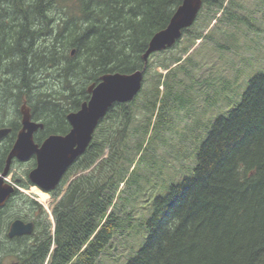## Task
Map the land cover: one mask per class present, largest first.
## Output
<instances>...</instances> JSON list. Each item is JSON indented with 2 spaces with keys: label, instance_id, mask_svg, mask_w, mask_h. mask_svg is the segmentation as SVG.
I'll return each mask as SVG.
<instances>
[{
  "label": "trees",
  "instance_id": "trees-1",
  "mask_svg": "<svg viewBox=\"0 0 264 264\" xmlns=\"http://www.w3.org/2000/svg\"><path fill=\"white\" fill-rule=\"evenodd\" d=\"M181 2L0 0V128L15 131L25 103L32 119L44 124L36 141L66 134V115L88 100L87 86L107 73L140 70L149 40L167 26ZM223 3L203 0L198 16L203 6H212L229 21L233 14ZM193 25L182 36L192 38V44L208 39L209 33H194ZM189 57H174V67L164 64L167 72L156 73L148 93L141 89L130 103H116L107 111L64 176L80 174L69 180L52 209V232L42 208L26 199L32 212H41V226L30 236L9 239L10 223L21 216L10 214V201L0 209V264L8 259L9 264H98L125 226L116 214L123 191H116L134 161L130 137L140 131L145 135L155 113L160 128L174 92L173 75ZM141 95L146 96L141 106L147 121L134 126L133 107ZM163 139L158 134L157 141ZM13 140L12 132L0 141V172ZM141 148L142 140L133 146L135 154ZM145 231L142 246L126 264H264V73L252 77L240 103L214 121L190 177L154 200Z\"/></svg>",
  "mask_w": 264,
  "mask_h": 264
},
{
  "label": "rangeland",
  "instance_id": "rangeland-1",
  "mask_svg": "<svg viewBox=\"0 0 264 264\" xmlns=\"http://www.w3.org/2000/svg\"><path fill=\"white\" fill-rule=\"evenodd\" d=\"M222 1L233 14L229 21L223 19L217 8L203 6L193 25L194 33H209L208 39L203 42L197 40L192 44V38L183 35L176 47L164 53H155L148 60L141 88L143 93L150 91L156 73L164 75L167 72L164 64L170 65L174 57L181 56L183 60L190 56L189 60L181 62L180 68L173 75L174 92L170 94L160 128V118L157 119L155 113L150 118V126L145 135L140 131L130 137L129 153L134 161L131 167L126 166L129 168L116 191V194L123 191L116 205L119 209L116 214L125 226L115 234L99 257L98 264H126L136 254L145 240V223L151 214L154 200L164 196L171 185L190 177L196 165L197 151L214 121L220 116H227L240 103L252 77L264 73V0H233L236 4L231 6L227 5L230 0ZM212 12L216 13V19L211 20ZM228 34H233L236 39L229 38ZM190 44L192 47L184 54L183 49ZM160 89L163 92L165 90L162 86ZM145 97L141 95L133 107L136 116L134 126L144 125L147 121L141 106L146 104ZM157 133L162 135L164 141H157ZM141 140V151L135 154L133 146ZM140 155L145 156V160L138 162ZM107 156L106 150L103 158ZM31 165V161L11 163L6 179L19 194L9 199V211L10 214L21 216L18 219L22 221L30 220L34 213L25 200L31 199L45 212L43 220L51 224L52 232V209L64 193L69 180L80 174L70 175L66 180L63 177L57 190L58 195L53 196L14 183V179L26 178ZM133 167L135 169L131 171ZM11 261L8 259L6 264Z\"/></svg>",
  "mask_w": 264,
  "mask_h": 264
},
{
  "label": "water",
  "instance_id": "water-1",
  "mask_svg": "<svg viewBox=\"0 0 264 264\" xmlns=\"http://www.w3.org/2000/svg\"><path fill=\"white\" fill-rule=\"evenodd\" d=\"M203 0H182L176 8L167 26L155 33L142 54L143 66L129 74L107 73L99 78L98 83L87 86V101L75 112L66 115L70 126L64 134H51L40 145L33 140L43 123L32 121L29 107L23 103L19 108L21 129L7 154L3 170L0 172V208L10 199L15 187L7 181L13 160L23 163L33 156L36 166L28 173V180L44 192H49L62 181L67 170L84 154L89 146L100 120L114 104H128L142 88L143 76L152 54L166 51L182 37L183 30L190 28L197 19ZM10 130L0 129V139L5 138ZM34 231L31 222L20 219L11 222L8 238L31 235Z\"/></svg>",
  "mask_w": 264,
  "mask_h": 264
},
{
  "label": "flooded vegetation",
  "instance_id": "flooded-vegetation-1",
  "mask_svg": "<svg viewBox=\"0 0 264 264\" xmlns=\"http://www.w3.org/2000/svg\"><path fill=\"white\" fill-rule=\"evenodd\" d=\"M32 118V117H31ZM18 119H19V127L14 131L13 129H12V127L10 126V127H3V128H8L9 130H10V132L8 133V135L6 136V137H8L9 135H10V133H12L13 132V134H14V140H13V143H14V141H15V139H16V136H17V134H18V132L20 131V129H21V127H22V125H21V117H20V114H19V117H18ZM32 121H34V122H40V121H36V120H33L32 119ZM67 122V121H66ZM42 123V122H41ZM44 125V124H43ZM0 129H2V128H0ZM69 129H70V126H69ZM44 130V126H43V128L42 129H38L35 133H34V135H33V140H34V142L36 143V144H38V145H40L49 135H51V134H48V135H46L44 138L42 137L41 138V141L39 142V141H36V139H37V136H38V134H39V132H42ZM69 131V130H68ZM5 137V138H6ZM5 138H3V139H0V141H2V140H4ZM13 143H12V145H13ZM12 145H11V147H12ZM11 149V148H10ZM8 153H9V151H8ZM7 153V154H8ZM7 157V156H6ZM13 161H15V160H13ZM29 161H31V169H33L35 166H36V160H35V157L33 156L31 159H29ZM29 161H27V162H29ZM17 162V161H16ZM30 169V170H31ZM29 170V171H30ZM29 171L26 173V178L25 179H23V180H21V179H14V183L15 184H17V185H19V186H22V187H24V188H27V189H29V190H32V188H35V189H37V190H39L41 193H45V194H49V195H53V196H55V194H57L56 192H57V190L59 189V186H60V184H61V182L55 187V189H53V190H51V191H49V192H44V191H42V190H40L39 189V187H37V186H35L34 184H32L29 180H28V173H29ZM68 171V170H67ZM67 173V172H66ZM62 196V195H61ZM60 196V197H61ZM15 197H17V195H16V191H14V193H13V196L10 198V200H12V199H14ZM60 199V198H59ZM9 200V201H10ZM31 200V199H30ZM8 201V202H9ZM31 201H33V200H31ZM33 202H35V201H33ZM36 203V202H35ZM4 208V207H3ZM32 208V207H31ZM2 209V208H1ZM34 209V208H33ZM32 211V210H31ZM32 213H34L33 215H32V217H31V219L30 220H28V221H24L25 223H27V222H31L32 224H33V228H34V230H35V226H41V224H40V217L42 216V214H41V212L39 211V209L38 210H36V211H33ZM11 224V223H10ZM10 226V225H9ZM8 230H9V228H8ZM34 232V231H33ZM7 234H8V231H7ZM32 235V234H31ZM25 236V235H24ZM24 236H20V237H24ZM27 236H30V235H27ZM8 237V236H7ZM13 238H17V237H13ZM13 238H9V239H13Z\"/></svg>",
  "mask_w": 264,
  "mask_h": 264
},
{
  "label": "bare ground",
  "instance_id": "bare-ground-1",
  "mask_svg": "<svg viewBox=\"0 0 264 264\" xmlns=\"http://www.w3.org/2000/svg\"><path fill=\"white\" fill-rule=\"evenodd\" d=\"M45 203H47V202H45Z\"/></svg>",
  "mask_w": 264,
  "mask_h": 264
}]
</instances>
